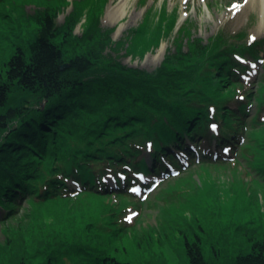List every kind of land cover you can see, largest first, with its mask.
Masks as SVG:
<instances>
[{
  "label": "trees",
  "instance_id": "trees-1",
  "mask_svg": "<svg viewBox=\"0 0 264 264\" xmlns=\"http://www.w3.org/2000/svg\"><path fill=\"white\" fill-rule=\"evenodd\" d=\"M23 1L0 0V207L5 210L0 218L11 216L20 201L30 198L34 218L43 211L55 220L26 236L33 248L47 252L50 263L56 264L53 254L59 252L69 255L74 264H141L116 254L120 237H131L137 244L143 237L135 229L131 234L117 220L115 214L125 205L112 204L105 196H125L123 187L132 183L129 175L136 167L156 174L165 168L162 157L176 164V150L194 155L186 142L205 138L212 120L221 125V134L227 133L220 144L230 145L234 152L248 129L251 97L264 103V63L251 82L256 90L242 87L240 78L251 69L243 60L261 59L257 54L264 38L248 43L245 31L229 36L219 31L207 42L190 35L183 42L189 30L183 31L181 25L164 62L148 71L122 62L118 53L124 41L115 42L114 29L100 26L107 0H36L30 13L22 7ZM64 5L71 7L60 24L58 8ZM155 16L151 25L132 29L135 37L130 39L144 40V49L157 45L160 36L173 29L174 14ZM22 21L33 26L19 39ZM80 23L78 33L75 28ZM5 40L10 51L2 53ZM131 44L126 48L130 53L138 46ZM108 46L113 52L106 51ZM233 101L236 107L231 106ZM255 120L260 118L254 116ZM149 140L152 165L144 156L134 163L147 150ZM244 143L239 154L249 162L255 161L258 152L264 153L262 136ZM199 154L208 156L203 151ZM262 157L246 169L250 176L264 179ZM229 158H199V163L223 165L231 162ZM109 173L116 187L107 194ZM70 179L83 186L76 189L68 184ZM174 221L166 219L164 225ZM185 223L181 227L195 224L198 229L190 226L187 233L179 234L189 264H218L204 256L199 224ZM156 231L153 227L152 233ZM145 235L149 232H144L143 240ZM248 243L231 264H264V234L249 236ZM11 264L27 263L19 258Z\"/></svg>",
  "mask_w": 264,
  "mask_h": 264
},
{
  "label": "rangeland",
  "instance_id": "rangeland-1",
  "mask_svg": "<svg viewBox=\"0 0 264 264\" xmlns=\"http://www.w3.org/2000/svg\"><path fill=\"white\" fill-rule=\"evenodd\" d=\"M36 2V0L23 1L22 4H25L22 7L30 13L36 8ZM120 5L125 8L124 15L117 21H111L106 15L107 7L116 8ZM70 7V5H64L58 8L56 18L58 23H63ZM103 8L99 17L100 26L114 29L111 37L115 42L119 39L124 41V47H120V53H118L122 62L128 66L148 71H152L164 62L167 48H173V36L181 25L184 27L183 31L185 28L189 30L183 36L185 37L183 42L186 40V35L199 36L207 42L219 31L227 36L245 31L244 40L248 43L264 38V8L258 0H243V2L241 0H107ZM156 13L167 18L174 14L173 29L169 33H163L157 45L144 49V40L130 39L133 35L135 37L132 29H137L147 23L151 25L154 19H157ZM13 14L17 16V12ZM10 18V14L7 13V19ZM22 22L18 28L20 30L19 39L26 37L28 29L33 26L32 23ZM9 24L7 22V25H4L5 29L9 27ZM81 29L80 23L75 31L80 33ZM183 31L181 30V33ZM253 35L256 37L255 40L251 39ZM132 42L138 43V46L130 53L126 48H130L133 45ZM2 45V53L5 50L10 51V44L7 40L2 42ZM111 46H108L106 51L113 52ZM161 46L164 49L162 53L159 51ZM259 47L261 49L257 55L261 59L257 61L252 57L243 60L251 69L240 77L243 79L242 87L250 88L252 91L256 90V85H251V82L257 79L262 72L264 63V43H261ZM256 92L262 97L263 92L259 90ZM251 100L253 107L252 114L248 117V129L234 152L233 150L229 153L220 151V146L208 139L211 132L209 130L207 136L200 138L198 143L190 139L186 142L185 146L190 144L194 148V155L188 154V156L183 150H176V164L162 157L165 168L159 169L160 171L156 174L146 173L143 181L137 175V171L141 168L136 167V172L131 171L129 175L132 183L125 189L123 187L122 193L125 196L119 194L105 196L112 204L125 205L115 216H118L117 220L122 222V225L128 227L131 234H134L131 231L135 229L142 234V240L145 231L151 236L149 238L145 235L146 240H141L139 244L134 243L131 237L128 239L120 237L117 247L119 250L116 252L118 256L141 264H189L184 247L180 245L181 235L179 234L180 232L187 233L190 226L194 230L197 225L189 224L188 227H181L182 224L186 225V220L199 224L200 231L197 234L201 237L204 256L218 264H231L235 254L247 248L249 236L264 234V179L256 175L250 176L246 171V169H251L249 165L260 162L261 154L264 159V153L258 152L260 155L254 158L255 161H250L251 163L246 156L239 154L245 144L244 141L250 137L262 136L264 138V108H261L264 103L261 99L253 100L251 97ZM236 105L235 101L231 103L233 107ZM260 109L262 112L256 114ZM211 111L213 112V109ZM254 116H258L260 120L253 122ZM250 149L253 151L256 146L252 144ZM200 151L208 156H200ZM227 155L231 156L228 159L231 162L233 158H236L235 163L225 162L223 165L215 163L207 165L209 162L199 163V158L212 160ZM143 156L148 162L151 160L150 151L145 150L143 155L136 157L133 162L141 161ZM121 177L124 178V175ZM105 181L107 194L112 193L116 187L113 175H108ZM70 183L76 189L83 186L75 184L72 179L68 182ZM132 189L137 190L132 191ZM251 191H255V196ZM30 200L27 198L25 201H20L11 216L4 217L5 219L0 218V264H11L19 258L25 260L27 264H52L46 259L47 252L38 247L33 248L26 236L34 232L38 233L40 228L43 230L44 222L55 220L51 217L47 218L46 212L43 211H39L34 218L32 211L35 208ZM119 210L116 209V211ZM130 212L135 215L128 220L123 219V216ZM4 213L3 207H0V217ZM166 219L175 220L174 225L168 224L171 227L164 225ZM151 227L157 228L156 233H152ZM28 229L33 232H27ZM61 229L64 234L68 232L65 225H62ZM257 231L262 233L258 234ZM24 242L26 243L23 244ZM146 242L149 244L145 245ZM53 262L74 264L69 255H60L59 252L53 254Z\"/></svg>",
  "mask_w": 264,
  "mask_h": 264
},
{
  "label": "snow or ice",
  "instance_id": "snow-or-ice-1",
  "mask_svg": "<svg viewBox=\"0 0 264 264\" xmlns=\"http://www.w3.org/2000/svg\"><path fill=\"white\" fill-rule=\"evenodd\" d=\"M241 2H243V0H241ZM229 7H233V5H229ZM252 40H255L256 37L253 35L251 36ZM241 99H243V97H241ZM211 128V132L209 133L208 139L210 141L215 142L216 144H218L220 146V151L224 152V153H229L231 151V146H224L222 144H220V140L223 139V136L227 135L226 132H224L223 134H221V125L217 124V123H211L210 125ZM153 148V143L151 140H149L147 142V150L151 151ZM110 175V173H109ZM121 175H123L121 173ZM137 175H141V173H137ZM107 177H105L106 179ZM137 189H132V191H136ZM133 215H135V213H129L128 215L123 216V219L128 220L130 219Z\"/></svg>",
  "mask_w": 264,
  "mask_h": 264
},
{
  "label": "bare ground",
  "instance_id": "bare-ground-1",
  "mask_svg": "<svg viewBox=\"0 0 264 264\" xmlns=\"http://www.w3.org/2000/svg\"><path fill=\"white\" fill-rule=\"evenodd\" d=\"M259 2H261L262 7L264 8V0H258ZM107 17L111 19V21H117L119 18H121L124 13H125V8L123 7V5H120L118 7H107ZM162 47V46H161ZM163 47L160 48V52H163Z\"/></svg>",
  "mask_w": 264,
  "mask_h": 264
}]
</instances>
